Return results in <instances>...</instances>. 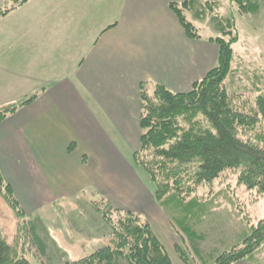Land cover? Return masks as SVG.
Listing matches in <instances>:
<instances>
[{
	"label": "crops",
	"instance_id": "1",
	"mask_svg": "<svg viewBox=\"0 0 264 264\" xmlns=\"http://www.w3.org/2000/svg\"><path fill=\"white\" fill-rule=\"evenodd\" d=\"M170 2L29 0L0 19V107L17 106L0 122V172L20 203L54 201L97 186L89 164L118 171L124 147L119 136L131 135L124 154L135 152L140 85L184 92L209 70L203 49L215 43L202 44L200 35L189 38ZM25 144L31 146L32 164L22 152ZM52 154L65 163L63 169L53 171L50 158L43 163L36 156ZM35 174L61 188L42 198ZM103 174L101 179L108 178ZM145 192L133 190L130 198L137 202ZM150 212L158 223L167 220L159 204ZM231 264L259 263L246 258Z\"/></svg>",
	"mask_w": 264,
	"mask_h": 264
},
{
	"label": "rangeland",
	"instance_id": "2",
	"mask_svg": "<svg viewBox=\"0 0 264 264\" xmlns=\"http://www.w3.org/2000/svg\"><path fill=\"white\" fill-rule=\"evenodd\" d=\"M15 1L0 0V10L11 6ZM180 1L182 0H174ZM188 5L186 18L198 28L202 44H205L210 36L219 34L215 15L219 20L225 19L226 23L230 24L231 37L224 34V38H235L236 41L232 43L230 71L224 79V87L230 94L239 97V108L242 112L253 115L254 100L257 96H264V0H258L257 10L248 13L239 12L232 0H190ZM224 28L226 27H221L220 31ZM206 45L203 52L210 61L206 68L210 69L218 63L217 47L208 42ZM153 88L149 86L148 91H144L149 96L146 103L155 105ZM241 120L246 128L238 127L237 136L264 147V140L261 141L260 135L263 124L258 122L252 127L254 124L244 115ZM177 122L181 129L187 127L182 117H178ZM202 124L207 125L205 121ZM140 135L141 130L134 150L135 155L134 152L131 155L124 154L130 146L126 138L131 135L119 136L118 140L127 148L120 147L123 154L119 155L121 166L119 164L118 171L113 172L105 168V171L93 170L92 164H89V173L96 178L97 186L80 187L70 195L59 196L54 201H40L36 204L21 202L25 217L16 215L4 200L3 190L0 188V237L12 246L16 257L26 259L29 264H71L66 257L71 261L102 246L105 236L111 233V224H116L123 218L122 214H112L110 207L126 211L135 209L149 224L153 221L150 225L156 234L154 228L163 236L160 240L171 264H216L219 255L229 252L230 249L243 247L249 227L264 223V191L257 188L247 189L238 183V169L224 170L210 182L196 185L192 179L196 166L194 163L179 166L173 162L165 163L155 156L153 148L138 150ZM113 137L117 139V136ZM167 146L168 144L164 147ZM22 152L26 161L32 164L31 146L25 144ZM36 156L43 163L50 158L53 171L65 167V163L57 161V154ZM66 159L67 164L69 163L67 168H71L69 171L72 173L74 165L71 156ZM46 167L42 165L41 171L47 172ZM28 171L31 174V168ZM102 174L108 175V178L104 176L101 179L102 176L99 175ZM48 180L50 179L46 177L39 179L36 174L33 179L45 199L47 191H59L61 188L57 183H48ZM156 186L158 193L165 192L161 197V202L164 201L162 204L156 199ZM141 187L146 191V197L140 195L137 202L132 201L131 192L139 191ZM108 196L115 201L109 202ZM122 198L123 202L120 201ZM150 199L152 204L149 207L147 201ZM158 203L167 217L166 221L163 219L159 223L150 212ZM103 212H107L109 217L112 215L113 222L105 221ZM118 216L121 217L117 218ZM185 224L195 231L191 238L181 230V226ZM35 235L40 242L36 241ZM247 243L246 250L251 252L246 258L264 264V242ZM40 245H44L42 253ZM177 248L185 253L184 258L178 255ZM118 264L125 262L119 260Z\"/></svg>",
	"mask_w": 264,
	"mask_h": 264
},
{
	"label": "trees",
	"instance_id": "3",
	"mask_svg": "<svg viewBox=\"0 0 264 264\" xmlns=\"http://www.w3.org/2000/svg\"><path fill=\"white\" fill-rule=\"evenodd\" d=\"M27 1L29 0H16L15 3H11V6L1 9L0 19ZM232 2L238 11L243 13L254 12L258 8V0H232ZM189 3L190 0H182L170 2L168 6L177 17L185 34L191 39H197L199 38L198 28L185 15ZM214 20H217L218 25L216 24V26L219 29V34L210 36L208 40L215 43L217 47L218 63L206 71L199 80L194 81L190 90L173 92L163 85H156L152 94L155 100V105H153L146 103L149 96L146 95L143 85H140L139 126L141 135L138 150L153 148L155 156L165 163L173 162L178 166L194 163L196 166L192 179L196 185L210 182L224 170L238 169V183L247 189L257 188L264 191V147L237 136L238 127L246 128L241 120L244 115L254 124L252 127L256 126L258 122L263 124L260 135L262 136L261 141L264 140V96L256 97L254 100L255 112L250 115V113L240 110L241 100L239 97H235L233 93L230 94L224 87V79L230 71L232 43L236 39L224 38V34L230 36L232 29L225 19L219 20L215 15ZM221 27H226L222 29L223 33L220 31ZM29 100L30 98L25 103ZM16 108L15 104L1 106L0 122L14 113ZM178 117H182L186 122L185 129H181L179 126ZM203 121L207 125L204 126ZM167 144L168 146L164 147ZM135 154L136 151L133 155ZM0 188L3 190L4 200L16 215L25 217V211L16 199L13 188L3 179L1 172ZM157 191L156 186L155 196L162 204L164 201L161 202V197L165 192L158 193ZM110 209L112 214H122L123 218L119 219L116 224H111V233L105 236L106 239L102 246L71 261H69V257H66L69 263L118 264L119 260H123L125 264H171L159 236L153 231L144 216L142 219L140 212L113 209L112 207ZM102 216L105 221L113 222L112 215L110 218L107 212H103ZM190 228L188 224L181 226V230L189 238L193 234L195 235V231ZM35 239L40 242L36 235ZM248 241L264 242V223L249 227V234L244 240L245 245L219 255L216 258V264H231L245 259L251 252L246 250ZM126 248L127 251H125ZM40 250L41 253L44 252V245H40ZM177 252L181 258L185 257V253L181 249L177 248ZM0 264H29V262L24 258H17L12 246L0 237Z\"/></svg>",
	"mask_w": 264,
	"mask_h": 264
}]
</instances>
